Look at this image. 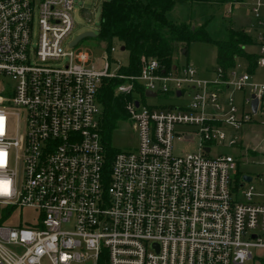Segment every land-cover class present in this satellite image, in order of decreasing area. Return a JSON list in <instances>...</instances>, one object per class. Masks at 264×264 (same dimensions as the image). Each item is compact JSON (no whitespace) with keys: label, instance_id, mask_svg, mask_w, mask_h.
<instances>
[{"label":"built area","instance_id":"1","mask_svg":"<svg viewBox=\"0 0 264 264\" xmlns=\"http://www.w3.org/2000/svg\"><path fill=\"white\" fill-rule=\"evenodd\" d=\"M74 3L0 0V264L259 262L264 202L251 182L236 187L223 147L238 141L224 128L264 115V78L239 63L216 66L214 79L188 63L165 71L156 58L137 75L96 66L73 39L63 49ZM255 70L264 71V41ZM103 78L120 80L132 151L103 140ZM158 95L164 103L143 99ZM176 142L196 150L177 152Z\"/></svg>","mask_w":264,"mask_h":264},{"label":"rangeland","instance_id":"2","mask_svg":"<svg viewBox=\"0 0 264 264\" xmlns=\"http://www.w3.org/2000/svg\"><path fill=\"white\" fill-rule=\"evenodd\" d=\"M104 0H75L73 17V28L70 35L63 42L64 51H69L68 43L84 33H92L93 37L81 39L73 48L88 52L91 62L96 66H102L105 62L109 65V71L116 72L118 66L126 65L128 53L121 51L120 45L113 44L116 50L110 53L109 57L105 54L106 45L97 38L100 8ZM233 4V5H232ZM182 5L188 9L187 15L193 18L204 20L209 36L214 40H224L228 37L230 29L242 31L248 34L251 39L264 41V0H242L240 2H222L220 0H189ZM192 5H194L192 7ZM256 8V11L254 10ZM82 10L88 11L85 15ZM171 19H176L174 12L170 14ZM199 26L198 24H194ZM252 40V41H253ZM259 42V44H260ZM254 43V42H253ZM250 52L255 48H250ZM216 48L210 43L193 42L189 45L185 54H176L175 64L178 66L190 64L199 72L202 79H214L212 69L216 66ZM241 60V59H240ZM243 62V60H241ZM245 62V60H244ZM262 74V70H258ZM240 96V93H237ZM148 103H164L161 95L155 99L143 97ZM177 102H179L177 100ZM247 108V106H246ZM250 124H244L239 129L233 130L230 127L224 128V132L229 138L235 135L238 141L233 147L223 150L236 159L237 172L241 175H249L252 178L251 185L254 186L255 201L260 202L264 197V185H261L257 177H264V157L262 148L264 147V115H254ZM110 147L116 151H132L137 146V134L132 128V123L123 117L112 131L109 138ZM228 139L225 140V145ZM175 151L193 152L196 150L195 142H176ZM250 186V185H246ZM261 196V197H260ZM257 250L253 249L255 255ZM264 252L259 262L256 258L249 259L245 264H263ZM46 264V263H43ZM90 264V263H87Z\"/></svg>","mask_w":264,"mask_h":264},{"label":"trees","instance_id":"3","mask_svg":"<svg viewBox=\"0 0 264 264\" xmlns=\"http://www.w3.org/2000/svg\"><path fill=\"white\" fill-rule=\"evenodd\" d=\"M189 0H104L100 8V21L97 38L104 42L109 51L113 44L124 47L128 53V62L120 66L118 72L123 75H137L144 61L156 58L163 70L169 71L176 65V54L187 53L193 42L210 43L216 48V66L224 71L234 67L237 59L245 60L249 73L255 70L257 53L248 52L247 46L253 45L251 37L242 31L230 29L226 40L212 39L206 24L199 26L184 22H173L166 13L177 2ZM240 2L242 0H220ZM120 80L103 78L98 98L102 106L100 127L103 140L110 146L109 138L124 117V96L114 93ZM112 153L109 150V155ZM242 175L236 171V187L242 183ZM98 264H106L100 259ZM264 264V263H263Z\"/></svg>","mask_w":264,"mask_h":264},{"label":"crops","instance_id":"4","mask_svg":"<svg viewBox=\"0 0 264 264\" xmlns=\"http://www.w3.org/2000/svg\"><path fill=\"white\" fill-rule=\"evenodd\" d=\"M183 3H185V2H177V3H175V5H174V7L172 8V10H170V11H168L167 13H166V18L168 19V20H170V21H173V22H184V23H190V24H192V25H194V24H198V25H201V24H203V22H204V20H200V19H198V18H193V17H191V16H188L186 13H187V11H188V9H186L185 7H182V5H177V4H183ZM229 3V2H228ZM232 3V2H231ZM233 5V4H232ZM194 5H192V7H193ZM172 12H174V16L176 17V19H171V17H170V14L172 13ZM208 22V21H207ZM206 22V23H207ZM206 26H207V24H206ZM227 39V38H226ZM226 39H224V40H226ZM253 40V39H252ZM260 39H256V40H253V42H254V44L253 45H251V46H247L246 47V50L248 51V52H250L249 51V49L250 48H255V51H252V52H255V53H257L258 52V47H259V41ZM215 56H216V54H215ZM216 58V57H215ZM243 60V62H241V60ZM236 63H239V64H241V66L243 67V69H244V67L245 66H247L246 65V62H244V59H242V58H239V59H237V62ZM173 66H178L177 64L176 65H173ZM216 67V66H215ZM213 70V69H212ZM211 70V71H212ZM197 72H198V70H197ZM253 79L254 80H256V81H262L263 80V78H264V71L262 70V74H261V72H259L258 70H254L253 71ZM198 75H199V72H198ZM201 77V76H200ZM251 111H252V107H251ZM252 113L253 114H255L256 113V111L255 112H253L252 111ZM257 115V114H256ZM259 116H261V115H259ZM263 116V115H262ZM253 118V117H252ZM252 122H257V121H251L250 123H252ZM250 123H248V124H250ZM257 123H259V124H263V123H261V122H257ZM264 147L262 148V155H263V157H264ZM251 180H252V178H251ZM251 182V181H250ZM247 183H249V182H247ZM261 185H264V183H260ZM261 197V196H260ZM263 198V200H260V202H264V197H262Z\"/></svg>","mask_w":264,"mask_h":264},{"label":"water","instance_id":"5","mask_svg":"<svg viewBox=\"0 0 264 264\" xmlns=\"http://www.w3.org/2000/svg\"><path fill=\"white\" fill-rule=\"evenodd\" d=\"M86 37H93V34L88 32V33H84V34L78 36L77 38L72 40L70 46H75L81 39L86 38ZM120 49H121V51H124V47H120ZM182 54H184V51L182 52ZM146 94L154 96V94L149 92V91H147ZM251 107H252V111L255 112L256 107H257V100L255 98L251 101ZM241 180H242V183H247V182L251 181V177L249 175H242ZM242 183L240 184V186L243 185Z\"/></svg>","mask_w":264,"mask_h":264}]
</instances>
